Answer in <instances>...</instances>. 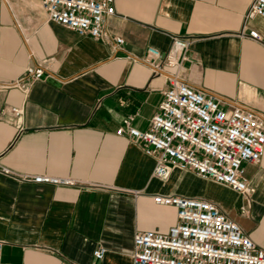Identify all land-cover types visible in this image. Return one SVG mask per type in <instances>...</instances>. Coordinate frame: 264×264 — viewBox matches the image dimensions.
Returning a JSON list of instances; mask_svg holds the SVG:
<instances>
[{
  "label": "crops",
  "instance_id": "crops-1",
  "mask_svg": "<svg viewBox=\"0 0 264 264\" xmlns=\"http://www.w3.org/2000/svg\"><path fill=\"white\" fill-rule=\"evenodd\" d=\"M252 1L115 0L104 35L94 37L50 20L41 0H0V162L12 171L0 172L3 261L132 264L137 231L166 233L177 220L157 193L214 201L264 250V153L244 165L254 187L247 195L179 166L159 179L156 158L117 132L129 115L139 129L150 127L169 77L154 75L144 57L151 46L165 52L172 35L191 40L182 79L227 108L264 115V41L251 36L264 37V17L245 20ZM30 64L45 66V77L24 91L14 82Z\"/></svg>",
  "mask_w": 264,
  "mask_h": 264
},
{
  "label": "built area",
  "instance_id": "built-area-1",
  "mask_svg": "<svg viewBox=\"0 0 264 264\" xmlns=\"http://www.w3.org/2000/svg\"><path fill=\"white\" fill-rule=\"evenodd\" d=\"M49 19L75 30L80 35L102 37L108 16L116 13L115 0H41ZM264 17V0H253L245 20ZM252 37L263 40L259 33ZM170 47L161 51L151 46L144 61L154 75L168 74L169 86L150 127L141 130L133 124V116L123 119L117 129L132 141L143 144L144 151L156 158L154 175L167 179L173 166L194 171L201 177L222 182L238 192L251 195L245 163H258L264 153V115L250 107L222 105L213 94L196 89L182 79L179 68L189 58L191 40L172 35ZM122 43L121 36H114ZM165 66L175 67L167 72ZM45 66L27 65L15 85L28 91L32 84L45 77ZM20 115L21 108L10 109ZM0 172L11 170L0 162ZM35 182L75 184L69 177L50 174L21 175ZM154 199L176 207L177 220L166 233L154 230L134 234L132 264H264V250L249 237L241 225L212 200L173 193H157ZM247 208L242 206V211ZM5 240L0 238V264ZM99 245L94 255L104 256Z\"/></svg>",
  "mask_w": 264,
  "mask_h": 264
}]
</instances>
